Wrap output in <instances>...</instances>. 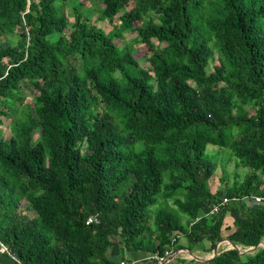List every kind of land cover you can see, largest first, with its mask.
I'll return each instance as SVG.
<instances>
[{
    "label": "trees",
    "instance_id": "obj_1",
    "mask_svg": "<svg viewBox=\"0 0 264 264\" xmlns=\"http://www.w3.org/2000/svg\"><path fill=\"white\" fill-rule=\"evenodd\" d=\"M90 1L0 0V241L25 264H120L114 245L226 238L204 264H264L245 251L264 239V0L90 4L109 31Z\"/></svg>",
    "mask_w": 264,
    "mask_h": 264
},
{
    "label": "rangeland",
    "instance_id": "obj_2",
    "mask_svg": "<svg viewBox=\"0 0 264 264\" xmlns=\"http://www.w3.org/2000/svg\"><path fill=\"white\" fill-rule=\"evenodd\" d=\"M99 2H100V0H91L89 3L84 4L83 8L88 7V9H87L88 15L91 16L92 21H94L99 26H101L105 31H109L110 29H112V25L108 22V20L98 19L96 10H94V8H90V6H89L90 4L96 5ZM69 10H70L69 7H67L66 11L68 12V14H70ZM125 35L126 36H132L134 34H125ZM17 38L18 37L15 35L12 37L11 36H8V37L5 36L4 41L5 42L7 41L8 43H13L14 40ZM136 46L138 47V49L140 51L143 49V45H141L139 43ZM139 54H141V52ZM71 60L73 61V63L78 68H80V61L77 57H71ZM21 98H22V102L17 101L16 105L21 106L23 102L24 103H30V105H32L31 90H24V93L22 94ZM8 123H9V119H5L4 124L2 126H0V131H2V133L5 137H8L10 134V129H9ZM36 140H37V134L35 133L34 141H36ZM211 148H216V147L211 146ZM221 154L222 153H220L215 160V162L217 163V167H216L215 172H214V174L211 178V181H210V187H211L212 191H215L221 185L220 176L223 173L221 163H223L224 161H227L226 156H223V154L222 155ZM226 167H227V171L229 174V179H233V172L232 171L234 169L232 166V161L228 162ZM243 171H244L243 169H240L241 173H243ZM169 202H171V201H169ZM21 209H23L27 214H29L31 216L34 214L33 210L29 207L28 203H24L22 205ZM226 233H227L226 231H223L224 235ZM113 247H115V248H113L115 250L118 249L117 245H114ZM222 248L223 249L233 248V245L230 241H228V239L225 238L221 242L218 243L217 252ZM195 250H198V251H195ZM245 251H248L247 248L245 249ZM145 252H146L145 253L146 255L149 254V252H147V251H145ZM122 255L128 256L126 252H122V251L119 253V255H116V256L118 257V256H122ZM171 255L173 256L172 257L173 264H203L205 262L203 260L210 258L213 255V251H203L201 249H192L191 251L189 250V252H188L186 250L178 249V250L172 251ZM197 260L203 261V263H199ZM135 264H147V263L146 262H137Z\"/></svg>",
    "mask_w": 264,
    "mask_h": 264
},
{
    "label": "crops",
    "instance_id": "obj_3",
    "mask_svg": "<svg viewBox=\"0 0 264 264\" xmlns=\"http://www.w3.org/2000/svg\"><path fill=\"white\" fill-rule=\"evenodd\" d=\"M216 246H218V245H216ZM113 248H115V247H112V248L109 249L108 255L111 256L115 260L123 259L124 256H118V257L116 256V255H119V251H118V249L115 250ZM214 249L212 250L213 252H214ZM181 250H186V251L189 252V250L188 249H185V248H181ZM195 251H198V250H195ZM145 253H146L145 251H139V252L131 253L132 261L134 263H137V262H146L148 264L149 263V259H151V255L150 254L146 255ZM210 258H208V259H210ZM208 259H206V260H208ZM206 260H203V261H206ZM197 261L199 263H203V261H199V260H197ZM0 264H16V263L8 255H6L5 253L0 252Z\"/></svg>",
    "mask_w": 264,
    "mask_h": 264
},
{
    "label": "built area",
    "instance_id": "obj_4",
    "mask_svg": "<svg viewBox=\"0 0 264 264\" xmlns=\"http://www.w3.org/2000/svg\"><path fill=\"white\" fill-rule=\"evenodd\" d=\"M226 200H227V198H224L223 202ZM214 209H216V208H214ZM94 220H97L96 217L88 218V222H91ZM172 251L173 250L170 249V250H166L164 254L155 253L154 255L151 256V258L155 259L157 261V263H160V262L165 261L169 256H171ZM0 252L8 255L10 258H12L15 261L16 264H25L2 241H0ZM120 264H135V263L133 261H128L126 259H122L120 261Z\"/></svg>",
    "mask_w": 264,
    "mask_h": 264
},
{
    "label": "water",
    "instance_id": "obj_5",
    "mask_svg": "<svg viewBox=\"0 0 264 264\" xmlns=\"http://www.w3.org/2000/svg\"><path fill=\"white\" fill-rule=\"evenodd\" d=\"M228 241H230V242L232 243L233 248H239V246L236 245L235 243H233L231 240H228ZM217 245H218V244H217ZM259 246H264V239L261 240V241H259L256 245L251 246V247H248L247 250H248V251H253V250H255L256 248H258ZM217 247H218V246L215 247L212 257H214V256L218 253V252H217ZM172 257H173V256L171 255V256H169L165 261L160 262V263H157V264H166V263H168L169 261L172 260ZM212 257H211V258H212Z\"/></svg>",
    "mask_w": 264,
    "mask_h": 264
}]
</instances>
